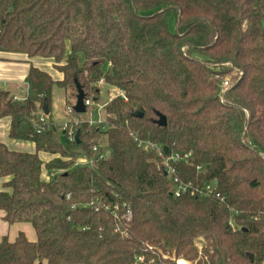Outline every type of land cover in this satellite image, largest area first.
Returning a JSON list of instances; mask_svg holds the SVG:
<instances>
[{
	"label": "trees",
	"instance_id": "1",
	"mask_svg": "<svg viewBox=\"0 0 264 264\" xmlns=\"http://www.w3.org/2000/svg\"><path fill=\"white\" fill-rule=\"evenodd\" d=\"M263 22L264 0H0V50L63 73L32 65L25 98L0 96L10 137L36 145L0 142V210L37 234L4 236L0 264H264ZM76 81L93 100L104 82L121 93L65 143L53 89L76 98ZM175 176L213 192L176 196Z\"/></svg>",
	"mask_w": 264,
	"mask_h": 264
},
{
	"label": "crops",
	"instance_id": "2",
	"mask_svg": "<svg viewBox=\"0 0 264 264\" xmlns=\"http://www.w3.org/2000/svg\"><path fill=\"white\" fill-rule=\"evenodd\" d=\"M32 65L49 72L55 80H60L63 77V73L55 68V62L52 58H41V56H35L34 58H31L24 53L0 50V96L2 91H7L12 96H19L20 98L25 97L28 90V75ZM58 87L59 86L55 85L53 89L52 114L56 100V88ZM65 94L66 98L67 92H65ZM53 119L56 120L57 118ZM56 121L58 123H64L71 120H67L63 117L58 118ZM10 126L11 117L0 114V142L6 144L10 149L13 150L35 152L36 145L34 142L10 137ZM40 156L44 162H47L52 157L45 152H40ZM3 182L4 179L0 178V191L3 189ZM3 217L4 212L0 210V240H2L4 236H7L9 240L13 241L22 231L30 240L35 241L37 239L36 231L31 223L16 222L10 224L5 221ZM41 264L47 263L43 262Z\"/></svg>",
	"mask_w": 264,
	"mask_h": 264
},
{
	"label": "built area",
	"instance_id": "3",
	"mask_svg": "<svg viewBox=\"0 0 264 264\" xmlns=\"http://www.w3.org/2000/svg\"><path fill=\"white\" fill-rule=\"evenodd\" d=\"M224 85H228V81H225ZM27 95H28V90L26 92L25 97ZM25 97H23V98H25ZM23 98H20L19 96H13L14 101H18V100H21ZM85 103L87 105V111H88V106H93L94 100L92 98H86ZM68 111L70 113L74 112L73 107H69ZM44 118H45V115L41 114L40 119L44 120ZM86 120L90 125L103 123V119L101 120V119L87 118ZM82 121H84V119L74 118V120L64 122L65 127L63 128V130L66 131V135H67L68 140H70V141L76 140L75 136H76L77 131L74 128V124H79ZM141 143H143V142H141ZM143 144L145 145V147L147 149L156 150L158 152V154L161 157H163V153H162L159 145H157L151 141H145ZM101 146H103L102 143L96 145L93 148V151L95 152L93 157H87L86 155H81L76 160L75 166L92 165L94 163L95 159L102 158L105 155V152L100 151ZM172 158H176V157H172ZM164 165L167 168V172H169L170 174L175 173L174 168L169 164L168 160H166V159L164 160ZM56 173L57 172H55V171H51L48 176L50 178H53L56 175ZM174 180H175V182H179V185L176 188V193H175L176 196H180L183 192H186L187 190H190V189L192 190V193H202V194H206V195H209L213 192V186L211 184L208 185L205 189H200V188H191V186H189L188 184L181 182L177 176L174 177ZM140 260H142V258H140Z\"/></svg>",
	"mask_w": 264,
	"mask_h": 264
},
{
	"label": "rangeland",
	"instance_id": "4",
	"mask_svg": "<svg viewBox=\"0 0 264 264\" xmlns=\"http://www.w3.org/2000/svg\"><path fill=\"white\" fill-rule=\"evenodd\" d=\"M263 25H264V22H263ZM173 27H174V25L172 24V28ZM41 58H45V57H41ZM104 69L109 70V65H105ZM56 90H57V93L55 95L56 100H55V106L53 109L52 117L57 118V119L64 117L67 120H74V118L84 119V120H86L87 118H93V119H101L102 120L104 118V115H105V105L111 100V98L113 96H115L116 94H118L120 92L119 90H117L116 87H114L110 83L104 82L100 86L99 99L94 100L93 106L90 107L86 113H76V112L70 113L68 111V108L73 107V105L76 102V98H75L74 94L71 93V95H70V93L69 94L67 93V96L65 98V95H66L65 89H63L62 87H60V88L58 87V88H56ZM53 120H54V122L59 124L62 128L65 127L63 122L58 123L55 119H53ZM105 140H106L105 138L102 140L103 146L106 144ZM63 141L65 143L68 142L67 136L64 135ZM104 152L106 153V149L104 150ZM164 256L170 257L171 255L166 253V254H164Z\"/></svg>",
	"mask_w": 264,
	"mask_h": 264
},
{
	"label": "water",
	"instance_id": "5",
	"mask_svg": "<svg viewBox=\"0 0 264 264\" xmlns=\"http://www.w3.org/2000/svg\"><path fill=\"white\" fill-rule=\"evenodd\" d=\"M76 88H77V95H76V102L73 105V110L76 113H86L87 112V105L85 103V100H86L87 96L85 94L83 87L81 86V84L78 81H76ZM44 111L46 114L50 113V110L47 108V105L44 106ZM137 115L142 116L143 114L138 113ZM160 122L165 125L166 124V118L163 116L161 118ZM65 133H66V131L63 130V134H65ZM75 138H76L77 143H80V130H77ZM250 258L252 261L254 260L253 254L250 255Z\"/></svg>",
	"mask_w": 264,
	"mask_h": 264
},
{
	"label": "bare ground",
	"instance_id": "6",
	"mask_svg": "<svg viewBox=\"0 0 264 264\" xmlns=\"http://www.w3.org/2000/svg\"><path fill=\"white\" fill-rule=\"evenodd\" d=\"M179 264H191L190 262H188L187 260H184V259H180L178 261Z\"/></svg>",
	"mask_w": 264,
	"mask_h": 264
}]
</instances>
